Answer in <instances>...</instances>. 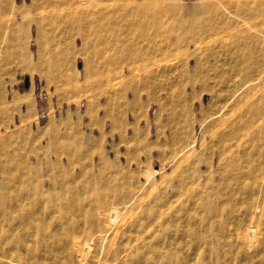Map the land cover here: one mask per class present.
Wrapping results in <instances>:
<instances>
[{
  "label": "rangeland",
  "instance_id": "1",
  "mask_svg": "<svg viewBox=\"0 0 264 264\" xmlns=\"http://www.w3.org/2000/svg\"><path fill=\"white\" fill-rule=\"evenodd\" d=\"M56 1L0 0V79L16 72L0 87V264H264V31L227 11L215 50L239 79L251 75L224 98L190 88L189 108L170 101L173 80L155 63L169 54L165 35L148 72L143 57L131 72L128 54H111L114 38L145 48L143 27L125 22L128 0ZM175 1L187 15L208 0ZM109 8L115 34L96 20ZM154 11L167 30L170 14ZM237 129L242 143L221 147ZM91 237L96 256L71 254L74 239Z\"/></svg>",
  "mask_w": 264,
  "mask_h": 264
},
{
  "label": "bare ground",
  "instance_id": "2",
  "mask_svg": "<svg viewBox=\"0 0 264 264\" xmlns=\"http://www.w3.org/2000/svg\"><path fill=\"white\" fill-rule=\"evenodd\" d=\"M51 1L54 0H49V2ZM60 1L57 0L56 2L60 3ZM63 1L66 2L68 0ZM157 6H161L172 18V23L168 25L167 30L163 26L161 29L154 26L157 24L154 18V9ZM260 6L264 10V0H208L202 3V13L196 10L186 15L181 5L175 0H128L126 7L129 8V14L126 15L127 20L125 22H127L130 29L136 28L139 25H141L139 27H143L141 37L145 48L141 50L133 40H130L125 45L122 41L120 43V38H114L111 39V50L113 51L111 54H115V52L116 54H128L129 60H127V63L131 72L137 68V59L143 57L142 67L148 72L151 68L150 60L148 59L150 57L149 54H151V48L156 49L158 38L160 37L162 40V37L165 35V40L169 43V54H162L160 57L156 56L155 63H158V69L161 70L162 76L173 80L171 84L165 86L167 96L172 103L177 101L178 105H185L191 108L194 106V102L192 101L193 94L200 88L209 89L212 91V95L218 98L228 97L229 94L233 93L234 87L248 81L245 80V77L249 74L251 75V73H249V70H246L242 74L243 77L239 79L238 75L242 73L240 68H225V62L222 60V55L224 54H220L222 49L215 50L216 45L214 43L218 41V37L224 32V27L226 28L227 24L232 23V20L227 18L229 17L227 16V11L230 10L235 11L237 14L242 13L244 16L251 18L247 22L254 29L264 31V16L261 18L259 25L254 22L257 14L262 15L260 13L262 11H259ZM222 8L225 9V12H223L224 10ZM176 14L179 15L178 20L174 18ZM96 20L100 22L107 20L106 23L115 34L113 29H111L110 8L107 17L99 11ZM179 25L183 27L181 30H186L183 34L178 32ZM108 26L107 28L109 29ZM165 31L167 32L165 33ZM116 40L117 42L115 44L114 42ZM213 41L215 42L213 43ZM192 44L195 45L194 50L185 51L184 54H181L180 47L186 46L188 48ZM201 48L202 50H200ZM247 57L249 58V55ZM193 61L194 64H192ZM155 78V73H147L144 79V86L150 88L152 84L156 85L154 82ZM208 78L214 79L213 85L208 84ZM216 85L220 86V90H216ZM190 88L193 90V94L191 95L187 93ZM162 106L164 107L163 103ZM189 115L191 116V111ZM248 125H250V122H248ZM240 133L237 129L230 132L226 139H221V137V140H219L220 146L226 147L227 140H229V146H238L242 143ZM148 174L150 175V173ZM115 212L116 208L113 206L102 213L106 223L111 224V222H114L113 213L115 214ZM93 226L90 229L91 233L102 231L99 224H93ZM255 235L256 227L251 225L245 233V238L252 241ZM94 241V237L81 242L74 239L72 244L75 248L73 250L70 249L71 254L74 253L80 260L88 257L90 253L96 256V248L93 249L92 245Z\"/></svg>",
  "mask_w": 264,
  "mask_h": 264
},
{
  "label": "crops",
  "instance_id": "3",
  "mask_svg": "<svg viewBox=\"0 0 264 264\" xmlns=\"http://www.w3.org/2000/svg\"><path fill=\"white\" fill-rule=\"evenodd\" d=\"M18 33L16 35V37H19V28L17 29ZM17 31H14V35ZM29 32L28 30L25 28L24 30V39H22V42L27 45L29 43ZM6 57H10L11 60L15 59V58H23V59H30V57L32 56V54H5ZM14 66H16V68L19 67V62L18 63H14ZM23 65H25L26 67L28 66V61H26L25 63H23ZM16 80V72L14 69H12L10 71V76L9 77H4L3 79H0V87H1V92L2 95L4 94V92L6 90H9V85L13 84V82H15ZM13 86V85H12Z\"/></svg>",
  "mask_w": 264,
  "mask_h": 264
},
{
  "label": "water",
  "instance_id": "4",
  "mask_svg": "<svg viewBox=\"0 0 264 264\" xmlns=\"http://www.w3.org/2000/svg\"><path fill=\"white\" fill-rule=\"evenodd\" d=\"M29 84V78L27 77L26 78V85H28Z\"/></svg>",
  "mask_w": 264,
  "mask_h": 264
}]
</instances>
